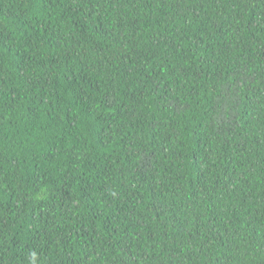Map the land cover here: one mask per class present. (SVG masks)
Listing matches in <instances>:
<instances>
[{"label":"trees","instance_id":"1","mask_svg":"<svg viewBox=\"0 0 264 264\" xmlns=\"http://www.w3.org/2000/svg\"><path fill=\"white\" fill-rule=\"evenodd\" d=\"M0 264H264V0H0Z\"/></svg>","mask_w":264,"mask_h":264}]
</instances>
